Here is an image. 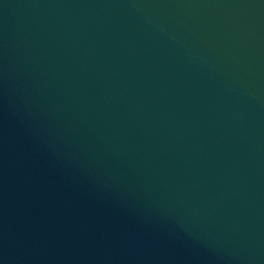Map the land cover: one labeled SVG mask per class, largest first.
I'll return each instance as SVG.
<instances>
[{
    "label": "water",
    "instance_id": "95a60500",
    "mask_svg": "<svg viewBox=\"0 0 264 264\" xmlns=\"http://www.w3.org/2000/svg\"><path fill=\"white\" fill-rule=\"evenodd\" d=\"M0 264H264V0H0Z\"/></svg>",
    "mask_w": 264,
    "mask_h": 264
}]
</instances>
